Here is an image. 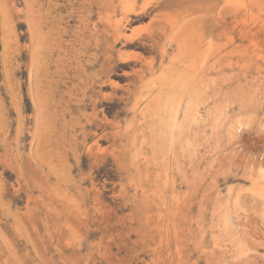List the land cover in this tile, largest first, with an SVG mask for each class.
Listing matches in <instances>:
<instances>
[{
  "label": "rangeland",
  "instance_id": "rangeland-1",
  "mask_svg": "<svg viewBox=\"0 0 264 264\" xmlns=\"http://www.w3.org/2000/svg\"><path fill=\"white\" fill-rule=\"evenodd\" d=\"M0 264H264V0H0Z\"/></svg>",
  "mask_w": 264,
  "mask_h": 264
},
{
  "label": "bare ground",
  "instance_id": "bare-ground-1",
  "mask_svg": "<svg viewBox=\"0 0 264 264\" xmlns=\"http://www.w3.org/2000/svg\"><path fill=\"white\" fill-rule=\"evenodd\" d=\"M262 188V187H261ZM260 192V191H259ZM261 194V193H260Z\"/></svg>",
  "mask_w": 264,
  "mask_h": 264
}]
</instances>
